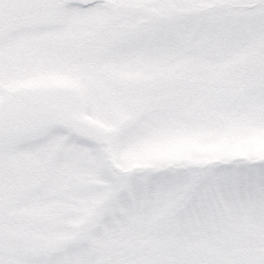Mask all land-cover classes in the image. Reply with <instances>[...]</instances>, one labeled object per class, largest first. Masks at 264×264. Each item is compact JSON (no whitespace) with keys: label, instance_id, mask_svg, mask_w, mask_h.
Masks as SVG:
<instances>
[{"label":"snow or ice","instance_id":"1","mask_svg":"<svg viewBox=\"0 0 264 264\" xmlns=\"http://www.w3.org/2000/svg\"><path fill=\"white\" fill-rule=\"evenodd\" d=\"M0 264H264V0H0Z\"/></svg>","mask_w":264,"mask_h":264}]
</instances>
